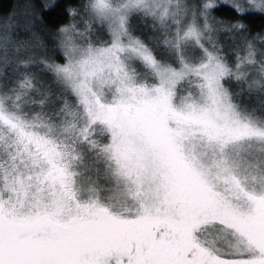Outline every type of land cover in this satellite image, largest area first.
Returning a JSON list of instances; mask_svg holds the SVG:
<instances>
[{
    "label": "snow or ice",
    "instance_id": "1",
    "mask_svg": "<svg viewBox=\"0 0 264 264\" xmlns=\"http://www.w3.org/2000/svg\"><path fill=\"white\" fill-rule=\"evenodd\" d=\"M156 51L179 70L158 65ZM139 62L173 85L210 68L205 86L240 134L226 138L213 126L207 147L216 155L209 168L183 150L181 134L154 141L146 128L133 126L125 132L140 131L149 154L138 175L155 173L180 211L185 238L202 224H225L244 236L233 251L209 243L198 264H264V237L246 227L264 217V193L251 198L242 215L221 201L210 180L214 169L239 188L242 162L225 152L229 139L264 141L260 117L253 118L257 110L264 113V0H25L0 18V264H111L110 250L39 248L112 218L100 203L73 195L84 146L96 147L78 113L81 106L93 112L89 77L111 70L124 85ZM245 92L258 109L242 118L234 98ZM253 166L264 172V159ZM130 264L171 262L146 257Z\"/></svg>",
    "mask_w": 264,
    "mask_h": 264
},
{
    "label": "rangeland",
    "instance_id": "2",
    "mask_svg": "<svg viewBox=\"0 0 264 264\" xmlns=\"http://www.w3.org/2000/svg\"><path fill=\"white\" fill-rule=\"evenodd\" d=\"M24 3L21 0L15 10ZM158 53L161 59L154 53L158 65L167 63L179 70ZM210 71V68H201L173 85L139 62L129 70L131 79L124 85L111 70L102 78H88L93 112L90 116L81 106L78 114L81 125L88 129L89 140L94 141L96 147L87 144L91 153L83 155L84 162L77 169L82 175L77 177L73 195L78 202L100 203L112 218L90 226L75 238L41 246L40 251L110 250L111 264H130L146 257H162L171 264L177 261L178 264H198L209 243L218 245L221 251H233L242 244L244 236L225 224L212 227L202 224L185 238L180 211L166 196L155 173L138 175L149 155L145 136L140 131L125 132L133 126L146 128L154 141H161L164 133L181 134L178 141L183 150L197 153L211 168L216 154L207 144L213 126L215 130L224 131L226 138L240 133L234 131L230 117L205 86L204 76ZM238 110L242 118L247 115L240 106ZM25 111H28L27 106ZM256 122L264 128L263 121ZM116 131L125 134L114 136ZM98 137L102 140L97 141ZM252 140L260 141L254 136L241 135L238 140L229 139L225 148L231 159L242 162L238 170L239 188L234 181L218 178L214 169L210 176L221 201L242 215H247L250 199L264 193V172L253 166L264 159V141L259 144ZM246 227L251 235L264 237V217L250 220ZM121 251L125 254L123 257Z\"/></svg>",
    "mask_w": 264,
    "mask_h": 264
},
{
    "label": "trees",
    "instance_id": "3",
    "mask_svg": "<svg viewBox=\"0 0 264 264\" xmlns=\"http://www.w3.org/2000/svg\"><path fill=\"white\" fill-rule=\"evenodd\" d=\"M20 1L21 0H0V18H3L6 15H10L13 12V10H15L18 7ZM22 1L25 2V0ZM154 53L158 59H161V55L158 53V51ZM229 83L230 82L226 81L225 82L226 86L230 89V91H235L237 88L236 84L233 83L229 84ZM234 102L237 105H239L240 108L243 110V112L246 113L247 115L252 112L253 107H256L258 109V105L254 100L251 101L248 100L247 92L243 93L237 98H234ZM256 117H260V119H258L259 122L261 121L264 122V113L257 110L253 118L255 119ZM99 138L100 137H98L97 141L102 140V139L99 140ZM253 142H256V140H254ZM256 143L262 144V141ZM84 147H85V151L83 152V155L89 156V153H91V148H89V146L87 145H85ZM92 153L95 156V152L92 151Z\"/></svg>",
    "mask_w": 264,
    "mask_h": 264
}]
</instances>
